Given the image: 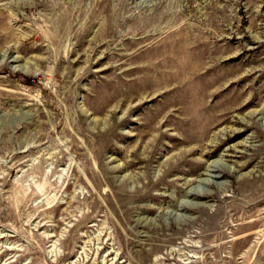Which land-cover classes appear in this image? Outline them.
Returning <instances> with one entry per match:
<instances>
[{
    "label": "rangeland",
    "instance_id": "1",
    "mask_svg": "<svg viewBox=\"0 0 264 264\" xmlns=\"http://www.w3.org/2000/svg\"><path fill=\"white\" fill-rule=\"evenodd\" d=\"M0 264H264V0H0Z\"/></svg>",
    "mask_w": 264,
    "mask_h": 264
},
{
    "label": "bare ground",
    "instance_id": "2",
    "mask_svg": "<svg viewBox=\"0 0 264 264\" xmlns=\"http://www.w3.org/2000/svg\"><path fill=\"white\" fill-rule=\"evenodd\" d=\"M184 49L185 50H191V49H187V48H184ZM180 50H182V49H180ZM193 51H195V50H193ZM193 51H189V53L186 54L184 61H180V62L176 61L174 63V66L177 67L176 71H174V70L168 71L167 69L165 70V68L169 66L170 62L169 63L160 62L158 64H155V65H153L154 67L152 68V70H154V72L161 79L163 78V79H166L169 81L175 80V81L180 82L183 85L184 84L188 85L189 81L204 79V78H202L200 73L198 74L195 72L197 70L196 68H199L200 66H202V64L197 63V61L195 59H197L198 55ZM211 70L209 69L207 71V73ZM202 91L206 92L205 89H203ZM200 107H201V105H200ZM202 108H204V107H202Z\"/></svg>",
    "mask_w": 264,
    "mask_h": 264
}]
</instances>
